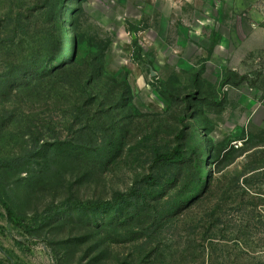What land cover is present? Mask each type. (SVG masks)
Returning a JSON list of instances; mask_svg holds the SVG:
<instances>
[{
    "label": "rangeland",
    "instance_id": "obj_1",
    "mask_svg": "<svg viewBox=\"0 0 264 264\" xmlns=\"http://www.w3.org/2000/svg\"><path fill=\"white\" fill-rule=\"evenodd\" d=\"M256 1L62 0L47 71L0 63V264H264Z\"/></svg>",
    "mask_w": 264,
    "mask_h": 264
},
{
    "label": "trees",
    "instance_id": "obj_2",
    "mask_svg": "<svg viewBox=\"0 0 264 264\" xmlns=\"http://www.w3.org/2000/svg\"><path fill=\"white\" fill-rule=\"evenodd\" d=\"M62 0H0V63L10 73L22 77H37L47 71L58 56L62 43L53 42L47 20L55 13ZM179 158L177 152L163 153L156 150L154 165L148 176L151 184H157L155 167L163 162H173ZM144 194L132 192L118 194L114 201L81 203L89 209L123 205L133 199L143 198Z\"/></svg>",
    "mask_w": 264,
    "mask_h": 264
},
{
    "label": "crops",
    "instance_id": "obj_3",
    "mask_svg": "<svg viewBox=\"0 0 264 264\" xmlns=\"http://www.w3.org/2000/svg\"><path fill=\"white\" fill-rule=\"evenodd\" d=\"M257 5H259L260 8H256V21L254 25V30H250L248 34L254 35L256 39L262 43H264V0H257ZM210 8H213V6L210 5Z\"/></svg>",
    "mask_w": 264,
    "mask_h": 264
}]
</instances>
